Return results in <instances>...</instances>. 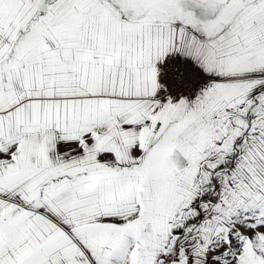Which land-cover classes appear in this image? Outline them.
Segmentation results:
<instances>
[{"label":"snow or ice","instance_id":"obj_1","mask_svg":"<svg viewBox=\"0 0 264 264\" xmlns=\"http://www.w3.org/2000/svg\"><path fill=\"white\" fill-rule=\"evenodd\" d=\"M0 264H264V0H0Z\"/></svg>","mask_w":264,"mask_h":264},{"label":"built area","instance_id":"obj_2","mask_svg":"<svg viewBox=\"0 0 264 264\" xmlns=\"http://www.w3.org/2000/svg\"><path fill=\"white\" fill-rule=\"evenodd\" d=\"M177 72L183 74L184 69L182 67H177L173 65L165 70V74L167 75L168 81L173 87H175L177 82H179V76L176 75Z\"/></svg>","mask_w":264,"mask_h":264}]
</instances>
